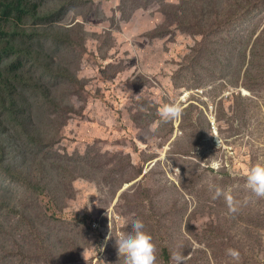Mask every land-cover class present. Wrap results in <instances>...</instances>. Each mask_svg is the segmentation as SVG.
Returning a JSON list of instances; mask_svg holds the SVG:
<instances>
[{
  "label": "rangeland",
  "instance_id": "1",
  "mask_svg": "<svg viewBox=\"0 0 264 264\" xmlns=\"http://www.w3.org/2000/svg\"><path fill=\"white\" fill-rule=\"evenodd\" d=\"M29 3L0 24V264H124L131 218L156 264L164 245L171 264H264V197L245 187L264 162V49L214 47L219 2Z\"/></svg>",
  "mask_w": 264,
  "mask_h": 264
},
{
  "label": "trees",
  "instance_id": "2",
  "mask_svg": "<svg viewBox=\"0 0 264 264\" xmlns=\"http://www.w3.org/2000/svg\"><path fill=\"white\" fill-rule=\"evenodd\" d=\"M205 2L207 6L212 8H215L216 2H219L215 9L217 11L215 17L219 23L224 25L223 30L216 35L217 42L214 43V47H226L232 49L235 53H239V55L244 53L246 58L249 52H254L257 48L264 49V2L252 0H205ZM35 11H37V7L32 6L29 0H0V24L1 22L4 23V21L5 23L9 21L14 24L13 17L15 15L28 17L34 15L32 13H35ZM191 12L185 11L186 18L182 22L180 21L185 26H188L189 17H192L197 23ZM239 25L241 26L240 28L238 27ZM4 37H6V34L0 28V39ZM1 56L2 50L0 49V59ZM256 57L264 61V55H257ZM260 71H264V67ZM257 73H259L258 70L247 72L246 75L251 77ZM246 88H253L250 81ZM65 172L67 171L65 170ZM160 257L163 264L172 263L171 252L167 245L161 248ZM64 261L66 260H59L58 262L63 264ZM69 261L71 259H68L66 263Z\"/></svg>",
  "mask_w": 264,
  "mask_h": 264
},
{
  "label": "clouds",
  "instance_id": "3",
  "mask_svg": "<svg viewBox=\"0 0 264 264\" xmlns=\"http://www.w3.org/2000/svg\"><path fill=\"white\" fill-rule=\"evenodd\" d=\"M182 111V105L177 100L162 105L159 115L163 121H172L178 119ZM209 187L213 190L214 199L223 195L229 210H236L235 201L229 192L219 186L210 185ZM245 187L256 197H264V162H258L250 168L246 176ZM128 223L130 227L127 230L114 236L118 253H123L124 264H156L155 244L151 233L146 231L144 221L131 218ZM226 252L234 259H239L237 249L229 247ZM172 259L176 261V264H185L186 255L174 251Z\"/></svg>",
  "mask_w": 264,
  "mask_h": 264
},
{
  "label": "bare ground",
  "instance_id": "4",
  "mask_svg": "<svg viewBox=\"0 0 264 264\" xmlns=\"http://www.w3.org/2000/svg\"><path fill=\"white\" fill-rule=\"evenodd\" d=\"M213 120V119H212Z\"/></svg>",
  "mask_w": 264,
  "mask_h": 264
}]
</instances>
